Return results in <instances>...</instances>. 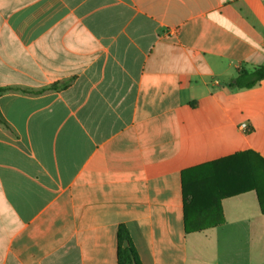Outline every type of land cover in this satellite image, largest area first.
<instances>
[{"label":"crops","instance_id":"crops-1","mask_svg":"<svg viewBox=\"0 0 264 264\" xmlns=\"http://www.w3.org/2000/svg\"><path fill=\"white\" fill-rule=\"evenodd\" d=\"M263 64L264 0H0V264H117L120 227L141 264H264L256 192L188 233L182 184L264 158V81L229 86Z\"/></svg>","mask_w":264,"mask_h":264},{"label":"trees","instance_id":"trees-1","mask_svg":"<svg viewBox=\"0 0 264 264\" xmlns=\"http://www.w3.org/2000/svg\"><path fill=\"white\" fill-rule=\"evenodd\" d=\"M264 81V64L253 71L239 69L238 75L229 86L236 90H246ZM53 85L46 90L65 89ZM15 89L0 88V95ZM184 195V222L186 232L204 230L224 223L221 201L225 198L254 191L257 194L261 212L264 214V158L246 151L231 157L188 170L182 174ZM205 209V210H204ZM210 213L208 224H194L195 215ZM210 211V212H209ZM197 217V218H198ZM117 264H141L129 232L120 227L117 234ZM129 245L124 247V243Z\"/></svg>","mask_w":264,"mask_h":264},{"label":"built area","instance_id":"built-area-1","mask_svg":"<svg viewBox=\"0 0 264 264\" xmlns=\"http://www.w3.org/2000/svg\"><path fill=\"white\" fill-rule=\"evenodd\" d=\"M240 128L243 130V131H247L248 130V124L247 123H243L240 125Z\"/></svg>","mask_w":264,"mask_h":264},{"label":"water","instance_id":"water-1","mask_svg":"<svg viewBox=\"0 0 264 264\" xmlns=\"http://www.w3.org/2000/svg\"><path fill=\"white\" fill-rule=\"evenodd\" d=\"M129 245V243L126 241L125 243H124V247H127Z\"/></svg>","mask_w":264,"mask_h":264}]
</instances>
